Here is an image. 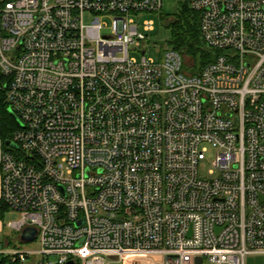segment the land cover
<instances>
[{
    "label": "built area",
    "instance_id": "2783aa9c",
    "mask_svg": "<svg viewBox=\"0 0 264 264\" xmlns=\"http://www.w3.org/2000/svg\"><path fill=\"white\" fill-rule=\"evenodd\" d=\"M184 1L214 55L196 72L166 41L159 62L146 57L152 21L132 15L162 0H0L19 123L14 152L0 150V198L19 214L5 224L17 240L32 227L38 242H0V259L245 264L264 252V0Z\"/></svg>",
    "mask_w": 264,
    "mask_h": 264
},
{
    "label": "trees",
    "instance_id": "16d2710c",
    "mask_svg": "<svg viewBox=\"0 0 264 264\" xmlns=\"http://www.w3.org/2000/svg\"><path fill=\"white\" fill-rule=\"evenodd\" d=\"M168 16L162 15L161 19L163 26L169 31V45L183 55L187 65L188 63L192 65L193 72L199 71L213 60L214 55L203 46L199 32L198 13L190 9L184 1L176 14ZM167 18L172 19L168 20ZM186 56L191 58L190 62L186 61ZM6 81L0 75V142L2 151L14 152L7 141L11 140L19 123L5 102ZM6 210L8 207L0 198V219ZM0 264H7V261L0 259Z\"/></svg>",
    "mask_w": 264,
    "mask_h": 264
},
{
    "label": "rangeland",
    "instance_id": "374dc122",
    "mask_svg": "<svg viewBox=\"0 0 264 264\" xmlns=\"http://www.w3.org/2000/svg\"><path fill=\"white\" fill-rule=\"evenodd\" d=\"M184 0H162V7L159 12H142L139 14L132 15L134 20L138 23L139 28L141 29L144 21H152V29L149 31H144L147 39L149 40V45L145 46L147 49L146 57L159 62L163 54V46L165 41L169 44V31L163 26L161 16L169 15L173 16L176 14ZM168 16V17H169ZM168 20L172 18H167ZM167 20V21H168ZM90 21V16L86 14L84 16V22L88 23ZM107 22V20H105ZM131 56L136 57L138 60L141 58V53L131 52ZM186 61L190 62L191 58L186 56ZM204 146V145H203ZM207 147V146H205ZM206 160L199 163L198 171L202 175H210L208 170L210 169L211 160L213 159V149L207 147ZM0 197H1V182H0ZM19 214L16 210L8 208L3 214L2 219H0L1 229L8 233L11 241L18 242V244L24 248L36 249L38 247V242L36 240L19 242L17 240V235L12 233L5 224L8 221L18 219ZM142 264H160L161 258H154L153 256H144ZM36 256L31 254L23 264H35ZM7 264H16V263H7ZM111 264H122L119 261H113ZM245 264H264V252H254L246 255Z\"/></svg>",
    "mask_w": 264,
    "mask_h": 264
},
{
    "label": "crops",
    "instance_id": "0c3cea01",
    "mask_svg": "<svg viewBox=\"0 0 264 264\" xmlns=\"http://www.w3.org/2000/svg\"><path fill=\"white\" fill-rule=\"evenodd\" d=\"M0 150H1V142H0ZM0 182H1V173H0ZM10 242V238L7 232H5L4 230L1 229V225H0V242ZM147 256H153L154 258H158L159 259V255L154 254V255H147ZM161 258V257H160ZM143 256H134V257H129L127 259H125L124 261H119L122 264H142L143 261ZM161 264V261H160Z\"/></svg>",
    "mask_w": 264,
    "mask_h": 264
},
{
    "label": "water",
    "instance_id": "95a60500",
    "mask_svg": "<svg viewBox=\"0 0 264 264\" xmlns=\"http://www.w3.org/2000/svg\"><path fill=\"white\" fill-rule=\"evenodd\" d=\"M10 112L13 114V112L11 110H10ZM7 143L9 145H12L13 146V144L10 143V141H7ZM35 234H36V231H35L34 228H32V227H26L25 229H23V231L20 234V240L21 241H28V240L32 239L35 236ZM198 262L200 263V259L199 258H198ZM63 264H74V262L72 260H68L67 262H65Z\"/></svg>",
    "mask_w": 264,
    "mask_h": 264
}]
</instances>
